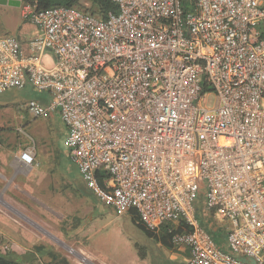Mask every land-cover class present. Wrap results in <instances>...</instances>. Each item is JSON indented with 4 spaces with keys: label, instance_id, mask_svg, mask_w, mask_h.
I'll list each match as a JSON object with an SVG mask.
<instances>
[{
    "label": "built area",
    "instance_id": "1",
    "mask_svg": "<svg viewBox=\"0 0 264 264\" xmlns=\"http://www.w3.org/2000/svg\"><path fill=\"white\" fill-rule=\"evenodd\" d=\"M112 1L106 18L22 4L39 32L28 52L0 36V93L50 94L28 112L60 110L86 186L149 231L179 223L189 264H264V0ZM20 159L36 164L32 149ZM202 187L232 253L200 223Z\"/></svg>",
    "mask_w": 264,
    "mask_h": 264
},
{
    "label": "rangeland",
    "instance_id": "2",
    "mask_svg": "<svg viewBox=\"0 0 264 264\" xmlns=\"http://www.w3.org/2000/svg\"><path fill=\"white\" fill-rule=\"evenodd\" d=\"M82 6V9L90 8L91 3L83 1ZM20 11L22 13V6ZM18 20H22L19 8L0 4V33L10 31L11 25ZM25 20L28 21L26 23L31 24L29 20ZM34 30H36L35 27ZM31 99H36L45 107H49L51 96L46 92L38 91L31 85L0 93V136L10 135L8 144L5 142L8 147L3 150V153L13 156L26 149H32L35 153L36 163L31 166L17 165L15 170L8 174L0 170L1 174L8 176L7 180L11 178L13 181L15 180L14 185L21 190L25 200L22 203H0L1 226L6 228L7 224H12L14 228L12 230L13 228L8 226V232L12 233L9 236L0 232V252H15L10 245L17 240L25 242V236L21 235L20 227L25 229V224H27L31 228L39 229L42 222L35 218L40 214L46 219H53L55 215L58 218L61 214L68 212L74 214L85 210L89 211L91 208L98 209L99 202L96 198H93L91 205L88 204L90 203L88 201L87 208L82 204L81 194L87 197L90 194L78 166L70 158L67 142L69 131L60 110L34 117L27 109V104ZM214 103L215 96H209L207 106L211 108ZM14 191L17 190L14 189ZM206 193V187H202L195 202L196 214L202 227L212 236L217 246L225 252L232 253L227 239V230L231 223L206 207ZM111 213L115 215L113 211ZM115 225L117 229L110 230L107 237V243L113 252L120 255L126 240L131 239L140 244H138L139 247L135 254H133L131 246L126 245L125 263H188L189 248L187 246L173 243V250L167 249L161 243H157L156 238L145 231L143 227L135 224L131 214L116 218ZM171 225L173 228L176 227L174 223ZM70 254L74 256L73 253ZM244 260L256 264L253 258L246 257ZM82 262L61 264H90L84 263L88 262L85 258L82 259Z\"/></svg>",
    "mask_w": 264,
    "mask_h": 264
},
{
    "label": "crops",
    "instance_id": "3",
    "mask_svg": "<svg viewBox=\"0 0 264 264\" xmlns=\"http://www.w3.org/2000/svg\"><path fill=\"white\" fill-rule=\"evenodd\" d=\"M3 5L7 7L19 8L20 17L22 20H18L13 23L11 25L10 31L0 33V36L12 35L16 37L23 45L24 50L28 52L29 40L38 34V27L32 23V25L26 23L28 21L22 17L23 15L20 11L22 5L20 7L2 4V6ZM34 27L36 30H34ZM49 57L51 58L50 62L55 59V56L52 53H49ZM9 137L10 135L0 136V150H2L0 152V170L2 172H6V174L15 170L17 165L31 166L20 159L21 152L13 156L3 153V150L8 147L7 142L10 140ZM1 140L3 141L2 143ZM0 175V203L9 204L24 202L25 200L22 197L23 193L20 192L21 190H19L18 187H15L14 185L15 180L13 181L12 178L7 180L8 176L1 174V172ZM14 189L17 191L15 192ZM86 189L89 191V197L84 196L78 191L82 195L81 200L82 204L85 205V208H87L88 201L90 202L88 204L91 205L93 198H96L88 187ZM96 200L99 202L97 205V210L91 208L89 211L85 210L81 213L73 214L72 212H68L66 214H61L58 218L55 215L53 219H46L41 214L38 215V217L35 219H38L40 222H42V225L39 226V229L31 228L27 224H25V229L20 227L21 235L25 236V242L24 240H17V242L10 245L11 248L15 252L23 255L27 264L83 263L82 259L84 258L86 261H88L84 263L90 264H145L125 263L126 245L128 244L131 246V250L133 251V254H135L140 245L139 243H136L131 239L126 240L125 246L123 249H121L120 255L113 252L107 243L109 231L112 229L113 231L117 229V226L115 225L116 218L125 216L126 214H131L134 218V223L140 226L142 223L140 222L138 213L134 210H130L124 215H117L112 207L104 205L97 198ZM109 207L111 210H109ZM112 211L115 213V215L111 213ZM46 216L49 217V215ZM174 224L175 226L179 225V223ZM9 225L7 224V227L3 228L0 224V232H3L7 236L12 235V233L8 232V226L11 229L13 226L12 224ZM230 228L231 226L228 228V230ZM12 230H14V228ZM117 232L119 233L118 230ZM70 253H73L74 256H71ZM138 258L140 259V257Z\"/></svg>",
    "mask_w": 264,
    "mask_h": 264
},
{
    "label": "trees",
    "instance_id": "4",
    "mask_svg": "<svg viewBox=\"0 0 264 264\" xmlns=\"http://www.w3.org/2000/svg\"><path fill=\"white\" fill-rule=\"evenodd\" d=\"M83 1L90 2L91 7L82 9ZM22 4L29 5L36 10H42L56 6L74 7L89 12L97 16L98 18H106L110 12H117V5L112 0H22ZM171 224L172 223L163 224L158 233H154L152 231L147 230L145 226L142 224L140 226L143 227L145 231H147L151 236H154L158 243H161L167 249L172 251L173 241H172L171 233L169 232L170 228L173 227ZM177 230L181 231L182 227L179 226ZM189 253L190 252H188V255ZM172 263H176V262H172ZM0 264H27V263L26 260H24L23 255L13 251H6V252H0Z\"/></svg>",
    "mask_w": 264,
    "mask_h": 264
},
{
    "label": "water",
    "instance_id": "5",
    "mask_svg": "<svg viewBox=\"0 0 264 264\" xmlns=\"http://www.w3.org/2000/svg\"><path fill=\"white\" fill-rule=\"evenodd\" d=\"M0 4L20 7L22 5V0H0Z\"/></svg>",
    "mask_w": 264,
    "mask_h": 264
}]
</instances>
